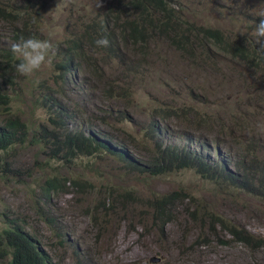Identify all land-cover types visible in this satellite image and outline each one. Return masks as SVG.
Instances as JSON below:
<instances>
[{
    "label": "trees",
    "instance_id": "obj_1",
    "mask_svg": "<svg viewBox=\"0 0 264 264\" xmlns=\"http://www.w3.org/2000/svg\"><path fill=\"white\" fill-rule=\"evenodd\" d=\"M16 1L0 0V182L11 181L8 175L11 171L19 173L22 179H32L33 188L28 191L27 201L36 215H22L13 209L9 215L4 212L8 220L0 227V264H57L47 249L48 245L55 244L63 245L64 249L74 247L71 248V259L75 264H95L103 251L104 239L111 235L107 216L117 201L123 206L130 203L150 208L153 221L147 228L148 232L154 228L164 232L166 225L176 220L183 201H196L184 187L152 193V198H145L141 188L131 182L102 184L98 190L102 195L84 210L86 214L92 212L93 221L98 226L96 250L76 247L67 239L64 214L51 211L49 204L54 195L60 196L65 192L81 194L77 203L83 196L88 199V195L96 192L94 181L86 175L71 172L70 168L84 156H111L126 174L139 180L143 178L141 175L156 177L192 169L223 191L238 190L264 199V130L257 129L249 138L236 141L242 147H248L242 150L233 165L229 158L216 161L206 157L203 150L192 148L193 141L205 148L211 147V141L224 146L227 140L219 136L210 139L207 133L199 136L178 134L180 130L172 128L174 122L189 127L208 121L193 105L161 104L154 107V117L148 123L147 120L135 123V130L142 133L148 144L147 152L140 150L142 148L130 133L120 139L107 128L114 121H132L129 113L134 103L131 79L139 71L148 69V57L159 56L151 43L162 40L179 57H193L209 65L208 75L212 79L213 75L224 73L222 61L226 62L210 56V44L216 45L224 50L223 55L232 54L251 70V81L247 83L245 79L241 83L242 87L251 90L264 83V49L255 40L247 43L241 38L231 37L220 27L201 23L198 14L189 12L187 0H103L100 8H97V2L90 1L83 3L79 11H69L72 16L64 19L57 28L44 24L48 5L53 0ZM88 4H95V13L86 8ZM180 8L188 11L181 13ZM29 37L51 38L56 56L50 65L25 77L15 71L17 61L11 45ZM105 37L110 42L109 46H97L96 41ZM112 61L116 63L112 64ZM104 66L114 70L111 77L104 79L102 86L98 82L95 84L102 99V104L98 105L100 115H97L95 110H86L74 98V91L68 86V74L83 70L86 76L90 73L92 77L103 80ZM236 90L239 91L238 88ZM110 98H124L125 104H110L106 108ZM257 98L263 100L260 110L255 108L248 114L264 126V94L258 93ZM25 106L26 109L23 108ZM40 110L45 113L44 118L37 114ZM74 121L78 127L71 126ZM176 135L187 142L172 141ZM28 146L37 150L33 154L37 159L27 161L20 155ZM120 176L122 178V174ZM142 212H133L124 219H137L145 226ZM204 216H208L210 230L216 231L218 225L232 237L231 240L246 246H264V237L240 223L213 211L205 212ZM37 217L46 231H52L51 234L31 225ZM0 218L3 219L1 212ZM40 234L48 240L43 241ZM50 237L56 241L50 242ZM66 252L69 253L68 250Z\"/></svg>",
    "mask_w": 264,
    "mask_h": 264
},
{
    "label": "rangeland",
    "instance_id": "obj_2",
    "mask_svg": "<svg viewBox=\"0 0 264 264\" xmlns=\"http://www.w3.org/2000/svg\"><path fill=\"white\" fill-rule=\"evenodd\" d=\"M90 1L95 4L97 2V0H53L48 5L44 24L51 28H57L64 19L72 16L69 11L74 9L79 11L83 3ZM187 1L189 2V12L198 14L201 23L208 22L212 26L220 27L230 33L231 37L241 38L247 43L252 40L256 41L253 30L259 19L258 14L264 10V0ZM95 4L94 6L88 4L86 8L95 13L97 9ZM179 11L185 13L188 10L180 8ZM241 32L244 35H241ZM47 34L51 36L49 33ZM151 44L153 51L159 56L154 54L148 57L149 61H146L148 69L139 71L131 79L134 103L129 113L132 116V121L111 122L107 126L108 130L112 131L113 136H118L120 139L130 133L135 137V143L142 148L140 150L147 152L145 148H148V144L145 143L142 133L135 130V123L145 120L148 123L154 117V107L161 104L169 103L180 107L193 105L198 112L208 118V121L194 123L189 127L174 122L172 128L180 130L177 132L178 134L182 132L199 136L207 133L210 139L219 136L223 140H227L224 144L225 147L211 141V147L205 148L193 141L192 148L203 150L202 153L206 157L209 156L216 161L229 158L234 165L235 159L240 158L242 150H246L248 147L246 145L242 147L236 141L249 138L257 129L264 130L263 124L260 121L256 123L255 118L248 114L255 108L260 110L259 106H262L263 100L257 98V94H264L262 91L264 83L251 90L248 87H242V81L245 79L247 83L251 81V70L246 68L244 62L239 63V59L232 54L223 55L224 50L217 48L216 45L210 44L212 46L208 49L210 56H216V59H223L226 62L222 61L224 73L213 75L214 79H212L208 75L209 65H205L193 57H179L177 52L171 50L162 40ZM114 63L116 62L112 61V64ZM47 69L48 67L45 68V71ZM113 70L104 66L103 80L92 77L88 72V76H86L83 70L69 72L68 86L74 91V98L80 101L86 110L91 108L96 111L97 115H100L98 105L102 104V99L95 84L96 82L100 85L103 84L106 77H111L110 74L112 75ZM247 74L248 77H246ZM237 88L239 91L236 90ZM110 104L124 106L125 99L110 98L106 102V108L110 107ZM23 108L26 109V106ZM37 114L45 117L42 110ZM28 116H30L29 113ZM71 126L78 127L76 121L72 122ZM171 139L180 144L187 142L180 135ZM214 146H217V149ZM36 151L32 146H28L20 155L27 161H33L37 159L33 156ZM97 168H100L101 171H98ZM70 169L74 174L86 175L87 177H84L94 181L96 192L88 195V199L83 196L79 203L77 200L81 194L74 195L65 192L60 196L54 195L49 206L51 211L56 210L64 214V223L67 224L65 229L67 239L71 240L76 247L80 246L84 250L93 249L95 251L97 247L95 236L98 226L93 221L92 212L86 214L84 210L102 195V192H98L102 184L111 182L119 185L131 182L141 188L145 198H152L153 194L184 187L196 199L195 202L183 201L184 204L178 209L176 220L169 222L164 232L156 228L147 231L153 221V213L150 208L130 203L123 206L120 201H117L107 216L110 220L108 228L111 235L104 239L103 251L95 264H264V246H246L231 240L232 237L218 225L216 231L210 230L208 216H204L205 212L206 214L210 211L219 213L223 218L231 219L237 224L240 223L253 233L264 237V199L249 194L245 195L238 190L223 191L192 169L156 177L141 175L143 178L135 179L133 175L126 174L127 172L121 169L111 156L106 155L84 156L76 166ZM95 169L96 171H93ZM120 174H122V178H120ZM8 175L12 178L11 181L0 182V212L3 216V219L0 218V227L6 224L11 209L21 212L22 215L35 214L34 209L30 208L31 203L27 201L28 191L33 188L32 179H22L19 173L13 171ZM141 211H143L141 218L145 226L137 219L135 221L124 219V216H131L133 212ZM4 212H8V215ZM33 224L46 232L45 234L52 233L51 230L46 231L38 221V217L31 225ZM40 237L43 241L48 240L43 234H40ZM220 239L232 242L224 243ZM54 240L56 241V238L50 237V242ZM71 248L74 247L71 246ZM71 248L64 249L63 245L56 246L55 244L54 246L48 245L47 249L57 264H75L71 259Z\"/></svg>",
    "mask_w": 264,
    "mask_h": 264
},
{
    "label": "clouds",
    "instance_id": "obj_3",
    "mask_svg": "<svg viewBox=\"0 0 264 264\" xmlns=\"http://www.w3.org/2000/svg\"><path fill=\"white\" fill-rule=\"evenodd\" d=\"M97 8L103 6V0H97ZM258 21L255 23L253 35L256 43L264 49V10L258 14ZM244 35L243 32L240 33ZM109 40L100 38L96 41V45L100 47H108ZM11 52L16 59L15 71L22 76L30 77L39 72L44 66L50 65L56 56V48L51 40L40 39L37 37H29L15 42L11 45Z\"/></svg>",
    "mask_w": 264,
    "mask_h": 264
}]
</instances>
